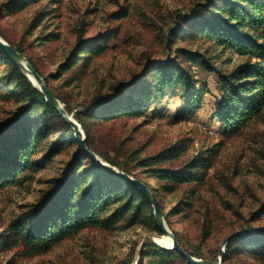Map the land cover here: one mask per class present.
<instances>
[{
    "label": "rangeland",
    "instance_id": "374dc122",
    "mask_svg": "<svg viewBox=\"0 0 264 264\" xmlns=\"http://www.w3.org/2000/svg\"><path fill=\"white\" fill-rule=\"evenodd\" d=\"M205 1L31 0L8 13L5 7L16 3L0 0V38L23 51L63 109H70L67 116L75 122L77 114L83 118L96 152L152 188L164 224L179 246L194 258L216 261L227 236L264 227V111L237 132L225 133L216 117L222 93L215 73L180 61L192 69L202 96L199 103L190 104L178 85L159 93L153 73L147 76L152 65L174 56L180 47L208 56L217 69L225 67V73L241 61L231 51L218 55L220 47L211 41L173 38L172 29L184 26L195 6ZM102 36L108 39L99 48L91 50L85 44ZM226 59L231 64L223 65ZM7 72L8 65L0 62V127L12 123L26 103L5 83ZM136 81L152 93L141 113L119 116L113 111L86 117L97 104L126 94V86ZM138 96L141 99L144 92ZM49 122L34 160L65 133L57 119ZM79 130L84 141L80 126ZM74 147L64 143L44 169L0 186V236L56 186ZM199 157L207 159L209 168L198 170V179L187 183L162 179V170H186ZM149 211L143 210L133 221L128 216L110 225L101 221L47 249L11 238L0 243V264H140L141 259L148 264L145 252H152V245L171 250L160 243L166 237L154 227ZM231 256L233 264H264L247 249Z\"/></svg>",
    "mask_w": 264,
    "mask_h": 264
},
{
    "label": "trees",
    "instance_id": "16d2710c",
    "mask_svg": "<svg viewBox=\"0 0 264 264\" xmlns=\"http://www.w3.org/2000/svg\"><path fill=\"white\" fill-rule=\"evenodd\" d=\"M29 1L31 0H14L13 3L16 4L5 8L8 13H12ZM171 33L175 39L179 35L181 39L187 37L211 41L220 47L218 55L231 51L241 61L231 64V61L226 59L223 65L231 64V68L225 73L224 66L220 70L217 69V65H212L208 56L197 50L177 48L174 56L156 62L147 72V76L153 73L157 92L161 93L168 85H178L188 104L199 103L202 96L196 89L192 69L186 65L193 63L206 71H212L218 78L217 83L222 95L218 101L219 112L216 117L225 133L237 132L263 113L264 0H206L205 3L195 6L184 26H176ZM107 39V36H102L98 42L87 41L85 44L92 50L99 48L101 42L106 43ZM7 44L22 55L20 48L12 46L9 42ZM180 61L186 64L182 66ZM0 62L8 65L5 83L20 92L26 100L22 111L12 123L0 127V186L13 182L25 173L44 169L48 161L62 149L64 143L75 145L73 156L64 168L62 177L57 180L56 186L45 192L38 203L13 220L3 236H0V243L11 238L23 239L35 248L47 249L66 236L101 221L104 225H110L125 216L133 221L143 210L152 212L149 201L137 187L121 177L103 171L79 149L71 126L44 100V96L1 48ZM30 65L46 86L42 75L32 63ZM138 84L139 81H136L126 86V94L123 92L97 104L92 114L86 117L98 118L103 113L110 115L113 111H117L119 116L141 113L152 98V93ZM143 92L144 96L140 99L138 94ZM53 97L57 99L56 96ZM65 111L70 113L69 108ZM51 119H57L65 133L57 138L44 155L34 160L39 141L47 135L46 130L50 129L48 123ZM75 120L85 134L84 145L98 155L83 118L77 114ZM99 156L109 165L119 168L120 172L129 175L124 166L104 155ZM186 167V170H162V179L176 183L191 182L199 178L197 171L207 170L209 164L206 158L199 157ZM141 184L152 191L151 187ZM152 195L156 200L155 195ZM156 202L158 204L157 200ZM110 206L114 207L113 210H109ZM150 220L160 232L153 215H150ZM150 248L152 252H145V257L150 258L148 264H187L185 259L173 250H165L156 245ZM245 249L255 258L264 260V229L256 228L254 231H246L230 238L225 245L224 264H233L231 255ZM142 261L141 259L140 264Z\"/></svg>",
    "mask_w": 264,
    "mask_h": 264
},
{
    "label": "water",
    "instance_id": "95a60500",
    "mask_svg": "<svg viewBox=\"0 0 264 264\" xmlns=\"http://www.w3.org/2000/svg\"><path fill=\"white\" fill-rule=\"evenodd\" d=\"M0 48L4 51V53L7 55V57L14 64H16L19 67V69L26 75V77L29 79L31 84L44 96V100L48 104H50L54 109H56L59 112V114L61 115V117L65 120V122H67L71 126V128L74 131L75 142H76L77 146L79 147V149L86 156H88V158L93 163H95L100 169H102L103 171H105L111 175L123 178L125 181L134 185L135 187H137L142 192V194L146 197V199L149 201V203L151 205L153 218H154V220H155V222L159 228V231L161 232V234L163 236L170 238L172 241L170 249L177 252L179 255H181L185 259L187 264H224V262H223V255H224L223 248L226 245L227 241L230 238L235 237L239 234H242L246 231L256 230V229H254V230L239 231V232H235V233H232L229 236H227L221 242L219 253H218V258L216 261H207V260L197 259V258H194V257L190 256L189 254H187L179 246L174 234L171 231H169V229L165 226L164 221H163V215L159 209V206H158L155 198L151 194V192L149 190H147L137 180H135V179L129 177L127 174L122 173V172L116 170L115 168L107 165L105 162L101 161L93 152H91L84 145L83 139L79 138V136H78L79 133L81 132L79 130L78 124L74 120H72L69 116H67L63 107L59 104L58 100L53 97V95L50 93V91L45 86L43 80L35 73V71L31 67V65L27 61V59L24 56H22L21 54H19L17 51H15L11 46H9L1 38H0ZM259 229H264V227H261Z\"/></svg>",
    "mask_w": 264,
    "mask_h": 264
},
{
    "label": "bare ground",
    "instance_id": "6f19581e",
    "mask_svg": "<svg viewBox=\"0 0 264 264\" xmlns=\"http://www.w3.org/2000/svg\"><path fill=\"white\" fill-rule=\"evenodd\" d=\"M171 239L170 238H163L160 243L163 245V246H166L167 248H171Z\"/></svg>",
    "mask_w": 264,
    "mask_h": 264
},
{
    "label": "built area",
    "instance_id": "2783aa9c",
    "mask_svg": "<svg viewBox=\"0 0 264 264\" xmlns=\"http://www.w3.org/2000/svg\"><path fill=\"white\" fill-rule=\"evenodd\" d=\"M80 134L82 135V132H80Z\"/></svg>",
    "mask_w": 264,
    "mask_h": 264
}]
</instances>
